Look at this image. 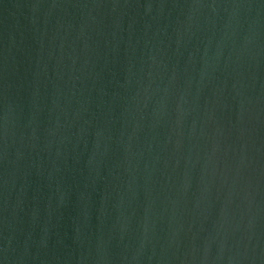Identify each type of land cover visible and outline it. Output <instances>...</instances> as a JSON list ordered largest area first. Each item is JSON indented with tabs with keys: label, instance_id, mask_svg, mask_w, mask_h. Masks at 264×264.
I'll return each instance as SVG.
<instances>
[{
	"label": "water",
	"instance_id": "water-1",
	"mask_svg": "<svg viewBox=\"0 0 264 264\" xmlns=\"http://www.w3.org/2000/svg\"><path fill=\"white\" fill-rule=\"evenodd\" d=\"M0 264H264V0H0Z\"/></svg>",
	"mask_w": 264,
	"mask_h": 264
}]
</instances>
